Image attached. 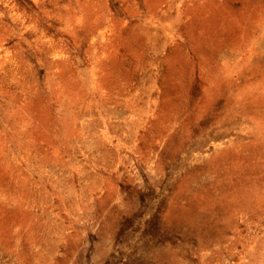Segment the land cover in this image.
I'll list each match as a JSON object with an SVG mask.
<instances>
[{
    "label": "rangeland",
    "instance_id": "1",
    "mask_svg": "<svg viewBox=\"0 0 264 264\" xmlns=\"http://www.w3.org/2000/svg\"><path fill=\"white\" fill-rule=\"evenodd\" d=\"M0 264H264V0H0Z\"/></svg>",
    "mask_w": 264,
    "mask_h": 264
}]
</instances>
